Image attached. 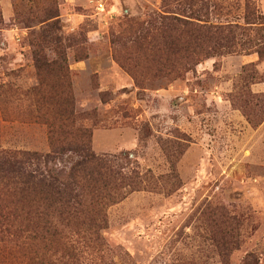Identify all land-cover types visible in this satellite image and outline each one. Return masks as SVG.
I'll return each instance as SVG.
<instances>
[{"label": "rangeland", "instance_id": "1", "mask_svg": "<svg viewBox=\"0 0 264 264\" xmlns=\"http://www.w3.org/2000/svg\"><path fill=\"white\" fill-rule=\"evenodd\" d=\"M211 1L0 0V150L51 153L49 120L107 162L94 224L1 233L0 264H264V0ZM164 11L239 36L194 52Z\"/></svg>", "mask_w": 264, "mask_h": 264}, {"label": "trees", "instance_id": "2", "mask_svg": "<svg viewBox=\"0 0 264 264\" xmlns=\"http://www.w3.org/2000/svg\"><path fill=\"white\" fill-rule=\"evenodd\" d=\"M195 1L206 2L203 11L207 10V13L219 7L211 0ZM170 14L173 13L164 11L163 15H160L161 25L164 24V28L176 29L177 27L180 35L190 38L187 43L193 45L194 52L197 48L203 50L199 53L204 52L203 44L210 45L213 41L214 46L211 47L213 50L220 47L227 48L235 42L236 36H239L240 31L228 32L227 28L212 26L208 21H205V25H201L199 22L204 20L199 11L194 12L193 17L186 16L198 24L170 18ZM58 18V14H49L44 18L45 22L56 19L48 26V29L55 30ZM174 20H177V23ZM188 27H191V30ZM244 31L241 30L243 37L249 34ZM180 35L168 37L171 42L169 47L165 46L166 62L173 58L175 61H178L180 57L182 60L185 58L183 40H176V37L183 38ZM36 56L38 64L41 63L38 60L39 55ZM53 63V61L49 62L45 66L51 67ZM169 66L174 64H165L164 72L167 74H171L167 68ZM133 74L135 76V73ZM71 120L68 121L71 125L66 121L62 122H66V126L73 128L75 121L72 115ZM46 122L50 128L51 153L0 150V234L6 231L32 229L43 230L49 237L60 235V238H64L66 231L79 233L86 224H94L96 216L101 213L98 204L104 193L100 188L102 181L97 177L94 169L107 165V162L92 153V135L88 130L80 128L76 132L75 139L68 140L67 137L56 136V122L49 120ZM59 124L61 125V122ZM65 134L69 136L70 132L67 131ZM68 145L69 149H67ZM66 150L81 158L68 174L59 172L52 166L64 156ZM104 186L107 189V186ZM104 186L103 191L106 190ZM44 240L48 241V239ZM246 264H257V261L249 257Z\"/></svg>", "mask_w": 264, "mask_h": 264}]
</instances>
